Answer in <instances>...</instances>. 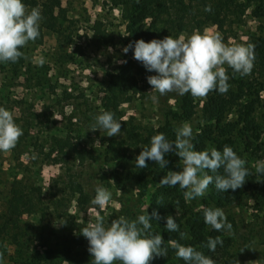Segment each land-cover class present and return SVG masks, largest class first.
I'll return each instance as SVG.
<instances>
[{
  "label": "rangeland",
  "instance_id": "obj_1",
  "mask_svg": "<svg viewBox=\"0 0 264 264\" xmlns=\"http://www.w3.org/2000/svg\"><path fill=\"white\" fill-rule=\"evenodd\" d=\"M114 1L60 0L65 10V17L58 15L61 27L56 31L43 28L40 44L29 41L15 70L7 62L0 63V106L13 114L23 130L19 144L0 151V222L6 212L11 183L19 179L33 201L31 211L16 217L26 235L23 248L38 258L47 256L49 251L57 264H93L88 240L81 234L83 228L98 218L106 227L120 216L128 219L127 209L136 208L139 202L138 182L130 172L133 160L125 158L121 162L105 151L110 138L120 139L124 133L108 137L105 131L91 130L94 117L104 112L106 72L115 69L125 55L124 46L119 43L124 31L121 6ZM237 3L243 10L239 24L226 21L223 30L212 24L190 27L176 37H187L194 30L202 33L207 30L219 32L228 45L255 41L264 27V15H254L258 1L237 0ZM95 20L101 21V27L113 35L112 46L97 43L91 30ZM233 74L246 82L243 93L240 97L235 95L227 104L213 137L231 139L226 145L245 160V167L249 175L256 177L260 192L264 173L257 169L264 162V88L257 82L261 80L264 86V78L253 80L257 75L252 73ZM150 75L155 72L146 77ZM146 77L139 81V91L118 106L120 119L129 121V126L136 127L133 130L143 134L147 127L163 125L165 111L175 109L180 97L176 92L161 96L152 91ZM229 77L230 87L222 94L227 99L237 91L236 83ZM153 96L158 98L157 102H153ZM205 99L194 97L193 116L174 122L176 128L189 123L194 136L205 125L215 126L208 116L209 110L203 106ZM245 116L248 124L243 122ZM63 139L84 149L85 157H71L68 148L61 149L58 143ZM213 147L223 150L214 139L207 141L206 149ZM170 160L171 171H180L181 158L171 153ZM114 177L129 180L126 188H118ZM70 179L80 183L87 192L90 197L87 204L78 206L76 194L69 191ZM98 185L112 193L111 202L104 208L92 204ZM155 190L150 185L147 187L142 199L143 211ZM208 192L203 197L186 200L188 205L195 209L201 207ZM257 196L246 190L239 201L222 207L227 222L232 225L231 232L224 231L230 238L228 264H264V202L257 201ZM15 231L9 226L8 234ZM11 241L6 233L0 232V264H23L15 251L20 245ZM217 264L227 263L220 259Z\"/></svg>",
  "mask_w": 264,
  "mask_h": 264
},
{
  "label": "clouds",
  "instance_id": "obj_2",
  "mask_svg": "<svg viewBox=\"0 0 264 264\" xmlns=\"http://www.w3.org/2000/svg\"><path fill=\"white\" fill-rule=\"evenodd\" d=\"M204 10L210 12L212 9L208 5ZM41 19V9L38 6L29 11L24 0H0V63H15L23 55L20 49L39 37ZM254 49L255 46L251 43L228 45L219 32L206 30L202 33L194 30L187 37L180 35L174 38L167 35L148 42L139 39L124 46L122 51L126 54L131 50L133 58L146 71L155 72V75L146 77L152 91L159 92L161 96L176 92L180 96L191 94L194 97H204L210 91L221 94L228 91L230 77L223 65L227 64L241 76L250 74L255 60ZM152 100L157 102L158 98L153 96ZM94 120L92 131H105L108 137L121 132V122L110 111L96 115ZM22 135L23 130L15 122L13 114L0 106V151L14 148ZM192 140L193 129L186 122L175 129L174 141L167 139L163 133L153 135L150 145L143 147L136 157V167L146 168V160H150L161 168H166L168 160L165 156L175 153L181 158V170H169L159 183L161 186L178 185L181 189H186L183 195L189 201L203 197L210 184L224 192H234L244 185L249 174L246 162L232 147L225 145L222 151L214 147L196 150ZM221 168L223 174L218 172ZM257 171L264 173V162L259 164ZM209 172L212 174H208ZM111 199L112 193L107 188L96 186L93 205L104 208ZM146 209L144 214L132 220L120 216L106 227L103 220L98 218L95 223H89L83 228L81 234L88 240V251L92 255L93 264H149L154 256L166 254L161 234L153 235L151 232L152 218L159 219V214L153 210L150 217ZM203 216L204 222L212 229L232 231V225L227 222L222 208H204ZM165 219L168 231L179 232L180 226L173 216L169 215ZM179 234L181 239L190 238L187 232ZM218 244L223 245L220 236L209 237L206 247L214 252ZM173 247L177 258L183 259L185 264H215L212 258L191 245L177 242Z\"/></svg>",
  "mask_w": 264,
  "mask_h": 264
},
{
  "label": "trees",
  "instance_id": "obj_3",
  "mask_svg": "<svg viewBox=\"0 0 264 264\" xmlns=\"http://www.w3.org/2000/svg\"><path fill=\"white\" fill-rule=\"evenodd\" d=\"M258 1L255 6L254 15H264V7L262 4L264 0H247V2ZM25 5L30 11L31 8L39 7L41 9L42 19L40 21V35L34 40L35 43L40 44L43 38V28H52L58 30L61 23L58 22V15L65 17V10L61 7L60 0H24ZM116 5L121 6V17L124 22V31L120 35L119 43L123 46L130 42L143 39L148 42L152 39H162L167 35L174 38L187 28L198 27L201 28L206 24L216 25L219 30L224 29L226 21L239 24L241 21L242 8L238 6L237 0H115ZM211 6V11L206 12V6ZM93 36L101 46H112L114 44L113 35L101 27V21L95 20L91 26ZM255 46V60L251 71L252 75L256 74L253 80L257 78H264V27L261 33L256 36L255 41H251ZM23 48L20 49L22 52ZM121 61L126 60V63L116 65L115 69L106 72V85L103 88V109L114 114L115 119L121 122V131L124 136L120 139L110 138L105 146L106 154H110L121 162L125 159H132L130 172L137 179L138 189V204L136 208L127 209L128 219H135L138 215L144 214L142 208V199L150 185L156 190L150 197L147 205V213L151 217L153 210L159 214V219L152 218L151 232L153 235L161 234L164 239L163 247L166 249L164 256H154L149 264H185L181 258L175 255L174 243L182 245H191L204 255L212 258L215 264L220 259L225 263H229L230 253L228 246L230 238L225 236L224 231H216L204 222L203 209L211 207H225L242 198L244 191H250L252 194L259 195L256 197L257 201L264 202V184L261 191L258 192L256 177L249 175L246 177V182L241 188L234 192L218 191L214 184L209 185V192L207 199H204L201 207L193 208L188 205L183 193L186 189H181L178 185L169 187L167 185L161 186L160 180L164 175L171 170L170 154L165 156L168 160L166 168H161L156 162L146 160L148 166L146 168L136 167V157L139 155L143 147L150 145V140L153 135L158 133L165 134L170 141L175 140V123L176 121L190 119L195 112L194 96L185 94L179 97V102L175 109H169L164 113V123L156 128L147 127L145 133L133 130L135 126H129V121L120 119L118 106L121 103L128 102L139 89V81L152 72L146 71L143 65L133 58V53L129 50ZM22 61L20 57L15 63L7 62L12 65L11 68L15 70L16 65ZM226 73L232 76V80L236 83V93H231V99H227L218 91H210V95H206L204 101L205 110H209V118L214 121L215 126L205 125L194 136L192 143L196 150H205L207 141L214 139V141L224 147L231 139H219L213 137L216 127H220V123L224 118V112L227 104L234 100V96H242L245 81L242 78H237L230 67L226 68ZM254 76V75H253ZM260 88H264L262 81L257 82ZM263 86V87H262ZM15 122L17 121L14 118ZM245 120V121H244ZM243 122L247 124V116L244 117ZM221 132V131H220ZM223 134V133H221ZM20 143L18 139L17 144ZM61 149L68 148L71 157L84 158V149L77 148L68 140L63 139L58 143ZM90 156V155H89ZM132 170V171H131ZM219 174H223V169L218 170ZM212 174V173H208ZM264 176V175H263ZM113 180L118 188H126V183L129 181L114 177ZM264 183V177L262 179ZM69 191L76 194V202L78 206L87 204L90 200L87 192L84 191L82 185L77 181L70 179L68 181ZM33 208V201L28 196L25 186L19 179H13L10 186V195L7 200V208L4 215H2V222H0V232L6 233L14 244L20 245V249H15L16 257H19L23 264H57L50 256L49 251H46L47 256L42 258L34 257L33 253H28L23 248V243L26 241L25 232L21 231L20 225L17 221V216L31 211ZM173 216L180 226L179 232H171L165 228L166 217ZM9 226L15 228V233L8 234ZM180 232H187L188 237L181 239ZM20 234L21 237L18 235ZM220 236L223 240V245H217L215 251H210L207 247V240L209 237L215 238ZM21 238V239H20ZM82 264V263H79ZM119 264V262H115Z\"/></svg>",
  "mask_w": 264,
  "mask_h": 264
}]
</instances>
